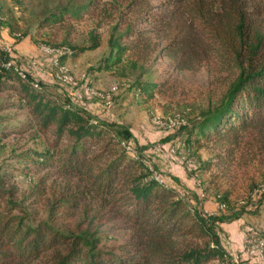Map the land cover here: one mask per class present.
Returning a JSON list of instances; mask_svg holds the SVG:
<instances>
[{
	"label": "trees",
	"instance_id": "trees-1",
	"mask_svg": "<svg viewBox=\"0 0 264 264\" xmlns=\"http://www.w3.org/2000/svg\"><path fill=\"white\" fill-rule=\"evenodd\" d=\"M36 3L44 8L38 27L65 31L64 43L52 44L58 50L52 64L99 47L105 33L107 51L97 69L131 77L136 95L164 91L167 76L155 68L162 59L177 71L205 64L225 71L214 77L225 85L218 101L177 126V144L196 160L198 171L208 172L211 184L240 176L254 188L250 170L264 165V0ZM79 22L87 24V39L74 44ZM7 31L16 41L28 34ZM39 76L1 50L0 94L7 99L0 110L23 108L25 118L10 130H33L43 138V148L29 160L42 173L24 198L43 202L50 219L77 216L78 221L70 228L47 219L25 222L17 183L11 173L0 174V264H210V259L229 264L216 224L251 209L224 214L227 193L222 192L216 193L220 213L206 215L188 205L175 187L154 178L145 155L124 147L123 142L131 144L130 133L114 124L110 113L103 112L108 118L74 103L68 92L59 97ZM8 119L0 114V123ZM7 128L0 126V136ZM116 220L127 229V240L117 247L100 244L94 227Z\"/></svg>",
	"mask_w": 264,
	"mask_h": 264
},
{
	"label": "rangeland",
	"instance_id": "rangeland-1",
	"mask_svg": "<svg viewBox=\"0 0 264 264\" xmlns=\"http://www.w3.org/2000/svg\"><path fill=\"white\" fill-rule=\"evenodd\" d=\"M52 2L55 4V1ZM52 2L46 6L51 7ZM43 10V6H37L36 0H0V30L12 29L14 32L28 33L18 41L5 38L0 41V45L10 48L13 63L21 68L27 64L34 65L47 76H39V81H43L48 90L59 97L66 98L65 92H68L74 103L83 102L93 112L110 113L112 118L108 114L103 115L129 131L131 137L126 140L131 143L129 145L134 147L136 153L148 158L147 163L153 170L154 178L175 187L188 205L200 209L206 215L220 213L216 193L222 192L227 193V207L222 209L224 214L230 215L243 207L251 209L244 211L233 222H217L216 228L222 245L232 260L228 259L229 264H264V259L254 262L250 255L240 250L245 243L248 245V240L256 241L264 237V193H261L264 191L260 189L264 182V165L250 170L249 175L254 181L253 189L246 187V179L240 176L228 181L216 180L215 184H211L208 172L198 171L196 160L177 144L181 130L177 126H170V121L176 119L180 125L186 119L196 120L202 111L216 104L225 85L223 82L220 84L214 77L225 76L226 72L222 70L217 73L214 66L208 64L194 70L177 71L168 65L167 59H162L155 68L167 76L164 91L151 97L136 95L133 87L129 85L131 77L117 75L108 69H97L107 51L105 33L101 34L102 44L99 47L65 58L61 65H57L55 60L52 64L53 53L58 52L52 44L64 43L65 31L55 34L45 27H38L37 21ZM74 32V38L69 36L70 39L73 38L72 43L85 42L87 24L79 22ZM10 33L8 32L12 36ZM64 76L71 79L70 83L75 84L61 79ZM5 99L6 95L0 94V105ZM0 114L9 117L0 123V126L8 127L6 135L0 136V174L11 173L12 179L17 183L19 190L15 197L22 202L25 222L32 224L47 219L58 227H72L78 221L77 216L68 221L50 219L43 202L31 204L28 198H24L42 173L29 160L35 159L36 152L43 148V138L33 130L22 133L10 130L11 127H18L15 125L16 121L25 118L26 112L23 108H2ZM199 153L204 158L208 157L203 149ZM181 172H184L185 178H181ZM187 178L192 179L191 185L186 182ZM203 192L205 196L200 195ZM249 197L253 198L248 199ZM252 210L256 211L250 212ZM94 229L98 231L100 244L107 247H117L128 238L127 229L121 227L118 220L106 222ZM218 262L217 259L209 260L210 264Z\"/></svg>",
	"mask_w": 264,
	"mask_h": 264
},
{
	"label": "built area",
	"instance_id": "built-area-1",
	"mask_svg": "<svg viewBox=\"0 0 264 264\" xmlns=\"http://www.w3.org/2000/svg\"><path fill=\"white\" fill-rule=\"evenodd\" d=\"M0 49L2 50V51H6V52H10V48H8V47H6V46H4V45H0ZM53 54H55V53H53ZM61 79H63V78H61ZM64 80V79H63ZM67 82V81H66ZM70 83V82H69ZM70 84H72V85H74L75 83H70ZM176 126H178V125H176V124H174L173 126H172V128H174V127H176ZM127 145V144H126ZM200 195H202V193H200ZM222 206V205H221ZM257 243H263V242H261V240H260V238L259 239H257L256 241H251V239L250 240H248V245L245 243V246H242V247H240V250L241 251H245L248 255H250L252 258H253V261L254 262H256L255 261V254H259L258 253V251H257ZM245 248V249H244ZM237 262V261H236ZM234 263V262H233ZM234 264H236V263H234Z\"/></svg>",
	"mask_w": 264,
	"mask_h": 264
},
{
	"label": "bare ground",
	"instance_id": "bare-ground-1",
	"mask_svg": "<svg viewBox=\"0 0 264 264\" xmlns=\"http://www.w3.org/2000/svg\"><path fill=\"white\" fill-rule=\"evenodd\" d=\"M0 51H1V49H0ZM19 71V73L20 74H22L23 75V73L20 71V70H18ZM63 72H64V68H63ZM63 79L64 80H69L68 82H70L71 81V79L70 78H68V77H63ZM174 124H176V125H178L179 124V122H178V120L176 119V121H170V126L172 127ZM122 143V142H121ZM123 145H124V147L127 149V150H129V151H131L132 150V148H131V146L130 145H126L124 142L122 143ZM125 149V150H126ZM155 177V176H154ZM156 178V177H155ZM261 188V190H263L264 191V182L262 183V185L260 186ZM262 192V191H261ZM219 207H222L221 205H218ZM261 240V242H263V243H257V251H258V253L259 254H255V261L257 262V260H263L264 259V237L262 238V239H260Z\"/></svg>",
	"mask_w": 264,
	"mask_h": 264
},
{
	"label": "crops",
	"instance_id": "crops-1",
	"mask_svg": "<svg viewBox=\"0 0 264 264\" xmlns=\"http://www.w3.org/2000/svg\"><path fill=\"white\" fill-rule=\"evenodd\" d=\"M2 38H5V39H10V40H12L13 38H12V36H10L9 34H8V31L6 30V29H4V30H0V41L2 40ZM21 44L23 43L22 41L20 42ZM49 61V64H50V59L48 60ZM25 69H28V70H31V72H33V73H37L38 75H43L42 77H40V78H46L47 76H45V74H42L41 72H40V70L38 69V68H36L34 65H29V64H27L26 65V67H24ZM162 163H164V161H162ZM158 166H160V165H158ZM183 174V175H182ZM180 175H181V178H185V176L186 175H184V172L182 173H180ZM186 182L189 184V185H191V183H192V179L191 178H187V180H186ZM178 187V186H177ZM180 188V187H179ZM178 188V189H179ZM190 188V187H189ZM181 189V188H180ZM184 189V188H183ZM191 189V188H190ZM207 203H210V201H208ZM207 203H205V205L207 204ZM211 204V203H210ZM233 222V221H232ZM230 246H231V244H230Z\"/></svg>",
	"mask_w": 264,
	"mask_h": 264
}]
</instances>
